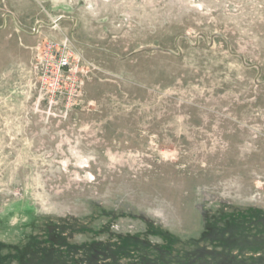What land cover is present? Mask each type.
<instances>
[{
  "label": "rangeland",
  "instance_id": "1",
  "mask_svg": "<svg viewBox=\"0 0 264 264\" xmlns=\"http://www.w3.org/2000/svg\"><path fill=\"white\" fill-rule=\"evenodd\" d=\"M0 264H264V0H0Z\"/></svg>",
  "mask_w": 264,
  "mask_h": 264
},
{
  "label": "built area",
  "instance_id": "2",
  "mask_svg": "<svg viewBox=\"0 0 264 264\" xmlns=\"http://www.w3.org/2000/svg\"><path fill=\"white\" fill-rule=\"evenodd\" d=\"M79 63V62H78ZM72 67L70 57L68 56H62L58 59L57 66H56V71L53 73V77H55V80L58 79L59 74L61 71L68 70ZM71 71V69H70ZM56 88L53 86L52 93H55Z\"/></svg>",
  "mask_w": 264,
  "mask_h": 264
}]
</instances>
